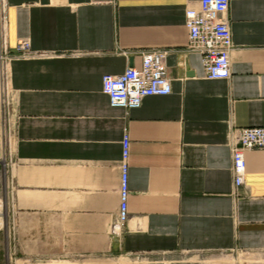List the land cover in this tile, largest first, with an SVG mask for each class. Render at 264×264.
I'll use <instances>...</instances> for the list:
<instances>
[{
  "label": "crops",
  "instance_id": "1",
  "mask_svg": "<svg viewBox=\"0 0 264 264\" xmlns=\"http://www.w3.org/2000/svg\"><path fill=\"white\" fill-rule=\"evenodd\" d=\"M6 1L0 264H236L229 254L264 251V150L245 153L237 188L230 151L233 129L264 127V0H230L228 80L207 79L187 48L200 0ZM153 50L171 94L112 108L102 78ZM125 137L128 220L113 236Z\"/></svg>",
  "mask_w": 264,
  "mask_h": 264
},
{
  "label": "built area",
  "instance_id": "2",
  "mask_svg": "<svg viewBox=\"0 0 264 264\" xmlns=\"http://www.w3.org/2000/svg\"><path fill=\"white\" fill-rule=\"evenodd\" d=\"M230 0H200L197 8L188 9L185 25L188 30L187 48L202 57L205 76L209 80H228L231 77L230 57L233 50L228 12ZM7 22V1L0 0V27L3 31ZM0 57L3 85L2 106H9L5 94V65L8 59L5 40L2 39ZM19 55L30 52L28 42H21L15 49ZM166 53L153 50L141 54V65L128 68L119 76L106 75L102 78V92L109 99L112 108L134 110L147 97L168 96L171 84L166 73ZM123 153L120 165V185L118 190L119 209L112 224L110 234L120 236L128 220V138L122 142ZM264 150V127L235 128L230 134L231 173L235 187L244 185L246 163L244 155L248 151ZM4 201L0 196V231L3 227Z\"/></svg>",
  "mask_w": 264,
  "mask_h": 264
},
{
  "label": "rangeland",
  "instance_id": "3",
  "mask_svg": "<svg viewBox=\"0 0 264 264\" xmlns=\"http://www.w3.org/2000/svg\"><path fill=\"white\" fill-rule=\"evenodd\" d=\"M7 173H4L0 169V179H1V186L3 187V184L5 186ZM231 259H234L236 261V264H264V251H257V252H236L228 255ZM239 257H246L244 259H241ZM249 257H255L260 259H249ZM241 259V261L238 260ZM230 264H234L233 261H228Z\"/></svg>",
  "mask_w": 264,
  "mask_h": 264
}]
</instances>
